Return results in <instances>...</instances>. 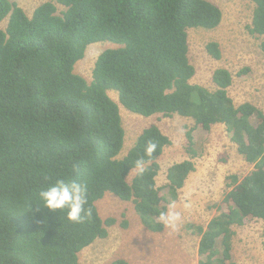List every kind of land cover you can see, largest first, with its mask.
I'll use <instances>...</instances> for the list:
<instances>
[{
    "label": "trees",
    "instance_id": "1",
    "mask_svg": "<svg viewBox=\"0 0 264 264\" xmlns=\"http://www.w3.org/2000/svg\"><path fill=\"white\" fill-rule=\"evenodd\" d=\"M54 1L28 16L18 4L0 0V26L7 20L0 28V264H81L79 253L105 239L107 227L115 224L113 218L103 221L96 207L107 193L132 202L150 232L164 230L159 212L178 199L195 171L193 136L187 133L189 159L167 170L165 195L156 185L158 159L171 141L150 125L118 158L125 132L109 91L136 115H178L202 131L225 126L252 170L242 178L229 175L227 191L215 204L217 215L205 228L189 227L200 238L198 264H237L231 255L233 227L264 222V112L248 102L234 104L226 69L213 72L214 91L191 83L195 69L187 31L217 28L221 10L207 0ZM250 1L248 32L263 39L264 53V0ZM99 42L115 47L97 57L87 82L74 68L88 46ZM206 50L221 58L217 43ZM149 141L158 145L151 158L145 155ZM139 158L147 161L146 171L128 182ZM56 179L88 184L90 222L72 224L64 212L37 210L38 191Z\"/></svg>",
    "mask_w": 264,
    "mask_h": 264
},
{
    "label": "rangeland",
    "instance_id": "2",
    "mask_svg": "<svg viewBox=\"0 0 264 264\" xmlns=\"http://www.w3.org/2000/svg\"><path fill=\"white\" fill-rule=\"evenodd\" d=\"M10 1L18 4L28 16L45 2L55 3L54 0ZM207 1L221 10L222 20L213 30L194 28L187 31L188 58L195 69L191 83L214 91L213 72L219 68L226 69L232 75L228 95L234 104L238 106L248 102L264 112V53L260 48L263 39L255 38L248 32L254 4L250 0ZM56 6L58 12L63 10L61 6ZM6 24L7 20L3 21L0 28L5 29ZM211 42L219 46V60L207 53L206 46ZM114 47L107 42L91 44L84 58L75 65L74 72L90 82L97 57L106 49ZM108 95L119 106L125 132L123 148L118 158L128 153L143 129L150 125L157 126L171 141L158 159L160 171L156 185L165 195L168 194V168L189 159L186 152L189 131L198 157L193 160L195 171L188 176L175 201L176 209L182 215L178 230L150 232L142 225L132 202L122 201L107 193L96 203V207L103 221L113 218L115 224L107 227L108 236L105 239H97L79 253L80 263L111 264L116 260H124L128 264H198L200 238L195 233L196 229L189 226L205 228L217 215L215 204L222 200L227 191L226 178L231 174L242 178L250 173L252 166L237 152L222 124L212 126L209 131H202L194 128L193 120L178 115L164 117L157 114L143 117L125 109L119 103L116 92L109 91ZM135 173L136 171L130 173L128 182H131ZM263 228L264 222L261 220L233 227L231 255L235 263L264 264Z\"/></svg>",
    "mask_w": 264,
    "mask_h": 264
},
{
    "label": "clouds",
    "instance_id": "3",
    "mask_svg": "<svg viewBox=\"0 0 264 264\" xmlns=\"http://www.w3.org/2000/svg\"><path fill=\"white\" fill-rule=\"evenodd\" d=\"M158 148L157 143L149 141L145 147V155L151 158ZM146 163L143 158L135 161L137 175H143L146 171ZM37 197L39 204H35L37 210L46 208L51 212H64L67 221L72 224L90 222L93 218V210L88 206V184L84 181L56 179L46 187L41 188ZM187 208L188 205L186 204ZM158 221L162 228L176 231L182 223V215L176 209L175 201L169 203L165 210L158 214Z\"/></svg>",
    "mask_w": 264,
    "mask_h": 264
}]
</instances>
